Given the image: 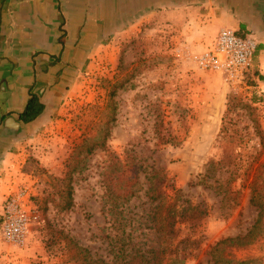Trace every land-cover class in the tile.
<instances>
[{
  "label": "rangeland",
  "instance_id": "obj_1",
  "mask_svg": "<svg viewBox=\"0 0 264 264\" xmlns=\"http://www.w3.org/2000/svg\"><path fill=\"white\" fill-rule=\"evenodd\" d=\"M190 21L155 15L76 80L24 147L31 220L0 264H264V216L214 248L256 220L253 177L264 199V93L252 71L199 68Z\"/></svg>",
  "mask_w": 264,
  "mask_h": 264
},
{
  "label": "crops",
  "instance_id": "obj_2",
  "mask_svg": "<svg viewBox=\"0 0 264 264\" xmlns=\"http://www.w3.org/2000/svg\"><path fill=\"white\" fill-rule=\"evenodd\" d=\"M158 14L177 18L183 30V21L197 23L199 51L223 28L254 38L251 71L264 93V0H0V222L23 179L24 147L58 117L76 80ZM33 96L43 110L24 123Z\"/></svg>",
  "mask_w": 264,
  "mask_h": 264
},
{
  "label": "built area",
  "instance_id": "obj_3",
  "mask_svg": "<svg viewBox=\"0 0 264 264\" xmlns=\"http://www.w3.org/2000/svg\"><path fill=\"white\" fill-rule=\"evenodd\" d=\"M256 41L231 29H220L209 48L197 56L202 70L219 71L227 78L250 72L256 51ZM27 187H18L6 200L0 222L3 241L19 245L28 232L31 214L26 210Z\"/></svg>",
  "mask_w": 264,
  "mask_h": 264
},
{
  "label": "trees",
  "instance_id": "obj_4",
  "mask_svg": "<svg viewBox=\"0 0 264 264\" xmlns=\"http://www.w3.org/2000/svg\"><path fill=\"white\" fill-rule=\"evenodd\" d=\"M115 92H112L111 95L113 96ZM43 110V104L38 101L36 96H33L26 104V107L24 108L23 112L20 114V119L24 123L32 122ZM108 134V131H105V136ZM256 134L259 135L260 132L256 130ZM261 138L263 136H260ZM104 142H96L93 144H90L87 146V152H91L95 146H103ZM250 188H251V196H250V203L256 207L257 210V217L254 221L251 228L248 230V232L244 235H238L236 237H229L225 238L221 241H219L214 248H217L219 244L230 242V243H242L244 239H246L250 234H252L253 230L261 223V220L264 216V199L261 196L260 193V185L256 177H253L251 181L249 182ZM71 193L72 188L68 185L67 188V200L65 202V208H69L71 205ZM88 264H109L104 259H92L87 262ZM214 264H219L217 260L214 261Z\"/></svg>",
  "mask_w": 264,
  "mask_h": 264
},
{
  "label": "water",
  "instance_id": "obj_5",
  "mask_svg": "<svg viewBox=\"0 0 264 264\" xmlns=\"http://www.w3.org/2000/svg\"><path fill=\"white\" fill-rule=\"evenodd\" d=\"M38 117V116H37Z\"/></svg>",
  "mask_w": 264,
  "mask_h": 264
}]
</instances>
